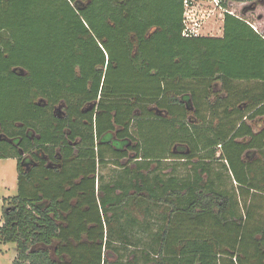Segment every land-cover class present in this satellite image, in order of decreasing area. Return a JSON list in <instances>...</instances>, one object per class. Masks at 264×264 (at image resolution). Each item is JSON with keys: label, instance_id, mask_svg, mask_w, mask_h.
Returning <instances> with one entry per match:
<instances>
[{"label": "trees", "instance_id": "16d2710c", "mask_svg": "<svg viewBox=\"0 0 264 264\" xmlns=\"http://www.w3.org/2000/svg\"><path fill=\"white\" fill-rule=\"evenodd\" d=\"M242 1L258 0L225 4L231 14L223 16L221 37L184 38L182 0H0V134L6 137L20 132L16 124L25 123L27 110L30 125L37 123L42 108L35 100L81 105L95 100L101 85L102 97L152 103L161 96L175 102L187 80L259 83L233 108V117L244 112L233 118V154H226L238 189L205 186L196 170L145 188L140 206L149 220L140 225L143 246L132 256L140 264H264V128L254 132L242 121L264 118V32L246 20L247 7L235 4ZM102 108L109 119L119 106L110 101ZM219 141L207 138L204 158H213L208 148ZM143 143V159L165 158L158 148L164 141L156 147L145 136ZM0 149V159L17 157ZM245 152L259 158L249 163ZM16 170L17 194L7 200L0 226V243L16 246L11 264H117L131 245L128 224L118 217L127 205L112 196L117 186L99 205L91 193L77 217L65 219L59 214L66 207L50 197L45 209L39 202L52 186L28 185L19 163Z\"/></svg>", "mask_w": 264, "mask_h": 264}, {"label": "flooded vegetation", "instance_id": "af4514ba", "mask_svg": "<svg viewBox=\"0 0 264 264\" xmlns=\"http://www.w3.org/2000/svg\"><path fill=\"white\" fill-rule=\"evenodd\" d=\"M258 6L264 9V0L251 2L244 13L251 14ZM153 32L149 31L146 37ZM107 61L106 57L102 67L104 73ZM102 88L103 85L95 100L81 105L75 103L68 106L61 101L49 106L45 99H37L33 103L42 110L36 124L30 125L31 116L27 110L25 123L16 124L20 128L18 134L11 137L0 134V147L15 152L17 157L12 159L16 160V167L17 163L20 164L26 183L38 185L44 190L52 186L51 196H46V192L39 194V202L44 204V209L50 197L49 201L67 208L59 215L65 219L68 216L77 217L79 203L87 200L91 193L99 205L107 191L117 186L112 196L127 205H122L125 214L122 211L118 215L120 222L128 224L126 229L130 237L141 236L140 225L149 220L140 206L142 198L148 194L145 188H151V184L158 180L167 182L173 178L178 165L190 169L184 178L194 176L196 170L199 176L201 174L202 183L208 187L220 188L225 182H233L226 154H233V107L240 108L241 105L234 97L232 82L187 80L184 88L178 91L175 102L166 101L162 96L152 103L136 102L134 98L110 99L102 97ZM110 101H114L119 108L111 113L109 124L107 110L102 105ZM247 117L242 118L246 125ZM47 118L51 123L46 121ZM254 123L257 131L264 128L257 121ZM145 136L156 147L158 142H165L164 147H158L165 150V158H142ZM207 138L220 139L219 143L208 148L214 154L211 159L204 158ZM84 139L88 142L85 143ZM155 151L158 153L159 150ZM0 155H3L1 149ZM243 158L253 163L259 158V153L245 152ZM128 185L132 187L126 189ZM154 210L151 215L160 213L158 209ZM46 214L55 217L54 213ZM100 215L103 216L101 209ZM57 221L58 224L64 223L59 219ZM135 221L138 225L133 226ZM103 251L107 254V250Z\"/></svg>", "mask_w": 264, "mask_h": 264}, {"label": "rangeland", "instance_id": "374dc122", "mask_svg": "<svg viewBox=\"0 0 264 264\" xmlns=\"http://www.w3.org/2000/svg\"><path fill=\"white\" fill-rule=\"evenodd\" d=\"M240 3L243 6H248L250 4L248 1L236 2L235 4H240ZM246 20L251 24L255 25L256 27H258L260 31L264 32V9L261 6L256 7L255 10L251 12V14L249 13L246 14ZM203 34L204 35L212 34V36L210 37H220L222 35V28H221V24L219 23V20H214L213 22H210L208 25H206ZM232 83H233V91L235 94L234 97L236 100L242 98L245 92L252 94L255 90L259 89V83L257 82L235 81ZM190 84L191 83H189L188 86ZM252 90L254 91L252 92ZM243 113L244 112H241L239 114L236 113V116ZM236 116H234L233 118H235ZM255 121L258 122L259 126L264 125V118H255L253 120L247 121V124L250 125L254 131H257L256 125L254 123ZM178 164H182V163H178ZM189 170L190 169L188 167L178 165L174 170V175L183 176L181 177L182 179L184 178V176L189 174L188 173ZM16 178H17L16 160L12 158L0 159V224L3 222L2 214L4 207L8 205L10 206V203L7 200L11 199L17 194ZM219 189L225 191L227 190L228 192H233L238 189V186L235 182L231 181L229 183L225 182L224 185ZM239 213L242 215L244 213V207L241 205H239ZM139 235H135L137 237H134V235L133 237L131 236V238L129 237L131 241V245L127 247H123V250H121L120 252L121 257L119 259H116V261L118 260V262L121 264H140L142 262V261L136 262L132 258L133 255L136 256V252H140L139 250H141L142 248L141 246H143L142 240L139 243L140 240L139 237H141ZM113 246H117V244ZM16 256H17L16 246L14 244L0 243V264H11L13 260L16 258ZM113 260H115V258Z\"/></svg>", "mask_w": 264, "mask_h": 264}, {"label": "built area", "instance_id": "2783aa9c", "mask_svg": "<svg viewBox=\"0 0 264 264\" xmlns=\"http://www.w3.org/2000/svg\"><path fill=\"white\" fill-rule=\"evenodd\" d=\"M233 0H182V30L184 38L210 37L204 35L206 25L214 20H223L225 13L231 14L225 4Z\"/></svg>", "mask_w": 264, "mask_h": 264}, {"label": "water", "instance_id": "95a60500", "mask_svg": "<svg viewBox=\"0 0 264 264\" xmlns=\"http://www.w3.org/2000/svg\"><path fill=\"white\" fill-rule=\"evenodd\" d=\"M14 72H17V71H14ZM18 74H19V75H24V72H23L22 70H19V71H18Z\"/></svg>", "mask_w": 264, "mask_h": 264}, {"label": "crops", "instance_id": "0c3cea01", "mask_svg": "<svg viewBox=\"0 0 264 264\" xmlns=\"http://www.w3.org/2000/svg\"><path fill=\"white\" fill-rule=\"evenodd\" d=\"M222 22H223V20L219 19V23L221 24V28H222Z\"/></svg>", "mask_w": 264, "mask_h": 264}]
</instances>
